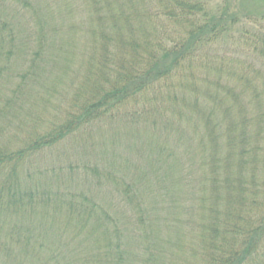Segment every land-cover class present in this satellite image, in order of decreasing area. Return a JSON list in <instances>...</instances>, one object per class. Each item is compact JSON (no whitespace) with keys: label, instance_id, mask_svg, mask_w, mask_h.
Segmentation results:
<instances>
[{"label":"trees","instance_id":"16d2710c","mask_svg":"<svg viewBox=\"0 0 264 264\" xmlns=\"http://www.w3.org/2000/svg\"><path fill=\"white\" fill-rule=\"evenodd\" d=\"M231 3L0 0V264H264V0Z\"/></svg>","mask_w":264,"mask_h":264},{"label":"rangeland","instance_id":"374dc122","mask_svg":"<svg viewBox=\"0 0 264 264\" xmlns=\"http://www.w3.org/2000/svg\"><path fill=\"white\" fill-rule=\"evenodd\" d=\"M202 1L207 2L208 3L207 5H209V7L213 9L218 8L221 4V0H202ZM242 3H243V0H233V3H231L232 4L231 11L235 10L238 12L239 9H241ZM18 9L20 8L18 7ZM239 24H240L239 28L237 29L238 34L243 33L245 37H247L250 40L252 39L253 33H256L259 30V26H261L258 20H254V18H252V20H249V19H245L244 17L240 18ZM250 43L251 41H248V40H245V41L239 40V43L237 45L226 48V50L227 52H230V53L237 52L239 55H244V57H242V60L250 62L248 55L253 54V48L251 47ZM222 50L225 51V49H222ZM255 55L260 57L259 53H255ZM112 132L113 131H108L107 134L97 135L96 141L98 142V145H100L99 149H102L103 151H106V152H112L114 149L119 148V146L121 148L125 147V144H126L125 135L121 137H117L114 134H112ZM78 147L79 146H77L76 149L74 147H69V148L66 147L65 148L66 151H64V149L62 148L58 154H63L67 159L75 158L78 156L77 152L80 153L79 151H77ZM68 149H70V151ZM120 151H122V154L126 152L128 155H130V153H128L125 150H120ZM47 157H51V156L48 155ZM47 157L39 158L41 160L39 162L41 168H45L46 164L48 165V163L53 161L51 159H48Z\"/></svg>","mask_w":264,"mask_h":264}]
</instances>
